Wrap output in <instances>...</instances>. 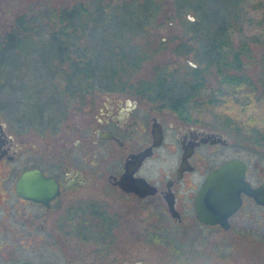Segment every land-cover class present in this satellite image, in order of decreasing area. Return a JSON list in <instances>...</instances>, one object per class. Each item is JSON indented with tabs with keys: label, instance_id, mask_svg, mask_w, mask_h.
<instances>
[{
	"label": "flooded vegetation",
	"instance_id": "obj_1",
	"mask_svg": "<svg viewBox=\"0 0 264 264\" xmlns=\"http://www.w3.org/2000/svg\"><path fill=\"white\" fill-rule=\"evenodd\" d=\"M83 98L85 122L74 129L82 135L74 141V148L85 150L82 158H66L72 148L57 138L53 142H61L60 152L54 158L40 154L42 158L31 161L25 158L24 139H17L27 128L9 127L10 132L0 122V264H58L60 254L69 260L79 253L75 229L77 240L92 246L85 256L102 263L264 264V203L241 192L239 206L220 219L223 223L201 220L196 207L199 189L212 169L239 158L245 162L244 180L255 188L264 184L263 166L255 181L250 178L248 160L242 157L203 163V153L229 146V140L216 127L204 126L198 113L183 120L168 108L175 120L165 123L157 111L160 107L152 104L154 99L135 88L104 85L89 89ZM152 128L160 131L157 145ZM57 129L52 130L54 134ZM90 129L93 136L85 137ZM218 137L226 142L217 141ZM145 149L148 155L135 165L126 185L137 191L122 189L117 181L126 161ZM161 149L174 157V163L167 172L159 168L160 174L152 176L147 163ZM98 152L102 153L96 158ZM28 170L50 179L54 188L48 185L32 191L23 185L18 193L17 182ZM133 178L144 179L148 186ZM32 246L37 248L38 260L13 255L17 247ZM139 253L144 255L141 260Z\"/></svg>",
	"mask_w": 264,
	"mask_h": 264
},
{
	"label": "trees",
	"instance_id": "obj_2",
	"mask_svg": "<svg viewBox=\"0 0 264 264\" xmlns=\"http://www.w3.org/2000/svg\"><path fill=\"white\" fill-rule=\"evenodd\" d=\"M242 2L80 0L59 7L47 5L38 15L24 9L0 36V109L20 113L18 120L27 126L45 129L46 115L65 113L89 89L114 85L135 88L183 120L190 119L192 111L199 114L203 103L225 106L219 127L237 128V117L248 108L264 105V72L257 76L249 71L254 65L253 45L244 38L233 41L246 14ZM159 19L180 23L183 34L170 50L184 58L187 71L174 76L165 62L155 66L151 77L134 79L147 58L134 39L156 28ZM189 58L194 66L187 62ZM178 80H183L180 85ZM48 83L49 90L42 95ZM17 94L22 110L9 101L8 96ZM34 104L39 105L37 113L26 115L27 109L35 111ZM241 120L247 137H236V143L263 144L264 114L250 112Z\"/></svg>",
	"mask_w": 264,
	"mask_h": 264
},
{
	"label": "rangeland",
	"instance_id": "obj_3",
	"mask_svg": "<svg viewBox=\"0 0 264 264\" xmlns=\"http://www.w3.org/2000/svg\"><path fill=\"white\" fill-rule=\"evenodd\" d=\"M77 2L80 0H0V36L5 33L13 19L15 18V15L26 9L27 11H37L35 15L40 14V10L44 8L47 5H54V6H62L66 5L70 2ZM107 1V0H103ZM112 3L116 2L117 0H111ZM242 5L244 6L245 15L243 18V25L241 28L235 30V33H233L234 43L237 42L238 39L244 38L245 40H248L253 45V56H254V65L253 67H250L248 70L253 73V75H259L260 72H264V0H243ZM30 15V13H28ZM188 18L190 20H194V17L191 15H188ZM162 19V18H161ZM161 19L156 21L157 27L156 28H149L147 29V32L145 34H141V36H136L134 39L135 43H138L141 45V50H144L147 58L143 63H141V67L135 72L133 75L134 79L138 78H149L153 75L155 71L156 65H162L163 63H167L168 71L172 72V74L178 75L179 73H184L187 71L186 67V61L182 56L176 55L171 52L170 46H174V43H177L179 41V38L182 36V28L178 21H175L172 25L161 23ZM254 39H257L256 43H254ZM259 39V41H258ZM164 41L167 42L165 47H160L159 42ZM190 65L194 66V63L189 58L187 61ZM160 75V74H159ZM180 75V74H179ZM264 80V77L263 79ZM183 80H178L177 84L180 85ZM212 84H214L213 80H210ZM43 92L42 95H45L49 90V83L47 85H43ZM20 95H10V99L12 102H14V105L18 107V109L22 110L21 101H19ZM6 99V98H5ZM166 101V100H165ZM169 101V100H168ZM168 101H166L165 104H168ZM84 104V98L70 106V109L66 111L63 114L58 113H51L50 116L45 117V125L46 128L43 129L45 134H39L40 129L44 128L43 126L39 125H31L27 126L24 123H22L20 120H18L17 117L20 113H17L18 115H11L7 114V110L0 109V122L3 123L7 129L9 127L13 128H20L21 126L27 128V130H24L23 127L21 133L23 135H19L17 139H21L25 143L26 148V156L25 158H31V161H34L35 159L39 158H54V155H57V152H60V144L54 143L53 141L57 138L61 141H64V144H67V146L71 147V155L66 158H82L84 155L85 150L80 148H74V141L76 138H81L82 135L77 134L74 132L75 127H79L80 125H84V120L86 116L84 115V112H86L87 107L83 106ZM150 104V103H149ZM154 107H160L159 110H157L162 117H164L165 123L172 122V120H175V115L169 112V109L167 107H164L160 105L161 103H158L154 101L152 103ZM151 104V105H152ZM160 105V106H159ZM263 105V104H262ZM225 106L221 107H215L212 105H204L201 107V111L199 113V121L205 126H214L216 127V130L225 138H227L230 142L229 146H222L219 145L217 147H214L213 150L209 149L207 152L203 153L205 155L203 159V163L206 164H217L221 161H223L226 158L230 157H242L249 162V169H250V178L252 180H257L261 176V170L260 166L264 167V142L263 144H256L251 142H241L240 144L236 143V137L245 136L247 137V134L245 133V128L242 126L243 120H245L246 116L252 112L255 114H264V105H259L256 110L253 108H248L246 114L242 115V117H237L234 121L237 124V128H234L232 126L230 127H219V118H222L226 115L225 113ZM35 111L31 112L32 109L26 110V115L37 113L36 109L39 108L38 104H34ZM236 108V105H234L233 110ZM156 111V109H155ZM19 112V111H18ZM192 111V116H197V112ZM231 113H235L234 111ZM234 116V115H232ZM231 116V118H233ZM219 117V118H218ZM218 122V123H217ZM56 123V124H55ZM55 124V125H54ZM54 125V126H53ZM58 128L56 131L57 134L53 133V129ZM16 129V130H19ZM83 131V128H81ZM10 132H12L9 129ZM92 132V129L87 131V133L84 135L85 137ZM76 133V134H74ZM246 134V135H245ZM83 136V137H84ZM91 136L92 133H91ZM50 141V142H49ZM49 142V143H48ZM101 151V150H100ZM113 152V151H112ZM213 156H211V154ZM100 153L98 152L97 157L100 156ZM207 153V154H206ZM40 154H42L40 156ZM124 157V152L122 154H119V157H117L119 160ZM85 158H88V155H86ZM174 163V157L172 155H169L166 153L165 149H161L158 152V155L155 159L149 161L147 163V166L149 167V174L154 176L156 174H160L158 172L159 168L164 170L168 169L171 164ZM105 191L107 193L112 192L110 188H105ZM75 250H79V253H74L73 257H70L69 260H67V255L60 254L59 255V261L58 264H75V262L78 260L80 261L79 264H101L102 262L96 261V259L87 258L85 256V252L92 247L91 245L87 244L88 241H79L77 240V234L78 231L75 229ZM141 247V245H140ZM12 252V250H11ZM64 252L66 253L65 249ZM16 257H25L30 258L33 260H38V252L37 248H34V246L29 247L28 249H24L22 247H17L14 251V254ZM144 255L143 253H139V259H143ZM102 264H121L117 262H110L106 261ZM130 264V263H128ZM172 264H175V262H172Z\"/></svg>",
	"mask_w": 264,
	"mask_h": 264
},
{
	"label": "water",
	"instance_id": "obj_4",
	"mask_svg": "<svg viewBox=\"0 0 264 264\" xmlns=\"http://www.w3.org/2000/svg\"><path fill=\"white\" fill-rule=\"evenodd\" d=\"M155 127V126H154ZM152 128L154 145L160 142V131H154ZM217 141L226 142L224 138L218 137ZM149 149H145L138 153L132 154L131 159L125 163V172L121 175V179L117 181L118 185L126 190L137 191L136 187L126 186L132 177L135 165L148 155ZM133 164V169L131 165ZM245 162L239 158H232L219 167L212 169L206 176L202 186L198 192L197 198V214L199 218L205 222L220 221L233 212L240 204L241 192L251 195L256 202L264 203V184L258 187H251L244 180ZM135 182L143 186H148V183L142 178H133ZM30 187L32 191H37L39 188H44L48 185L54 188L53 182L45 177L40 176L37 171L28 170L21 174L17 182V192L22 191V186ZM35 187H34V186ZM33 187V189H32ZM36 199H39L37 197ZM215 219V220H214ZM17 264H33L29 261H20Z\"/></svg>",
	"mask_w": 264,
	"mask_h": 264
}]
</instances>
